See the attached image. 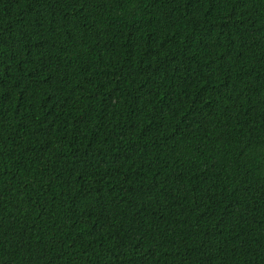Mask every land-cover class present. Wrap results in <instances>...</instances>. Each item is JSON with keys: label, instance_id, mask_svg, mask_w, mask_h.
Segmentation results:
<instances>
[{"label": "trees", "instance_id": "1", "mask_svg": "<svg viewBox=\"0 0 264 264\" xmlns=\"http://www.w3.org/2000/svg\"><path fill=\"white\" fill-rule=\"evenodd\" d=\"M0 264H264V0H0Z\"/></svg>", "mask_w": 264, "mask_h": 264}]
</instances>
